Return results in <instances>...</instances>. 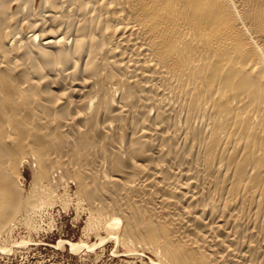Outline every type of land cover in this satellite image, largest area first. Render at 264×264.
Instances as JSON below:
<instances>
[{
    "label": "bare ground",
    "instance_id": "6f19581e",
    "mask_svg": "<svg viewBox=\"0 0 264 264\" xmlns=\"http://www.w3.org/2000/svg\"><path fill=\"white\" fill-rule=\"evenodd\" d=\"M60 186L160 264H264V0H0V234Z\"/></svg>",
    "mask_w": 264,
    "mask_h": 264
},
{
    "label": "rangeland",
    "instance_id": "374dc122",
    "mask_svg": "<svg viewBox=\"0 0 264 264\" xmlns=\"http://www.w3.org/2000/svg\"><path fill=\"white\" fill-rule=\"evenodd\" d=\"M22 175V188L30 194L33 188L32 166L25 164ZM66 187L57 188L58 195H55L58 198L57 202L53 201L56 203L52 202L54 205L47 204L35 212L36 215L33 213L27 217H34L33 220L25 221L26 216H19L9 232L0 234V246L4 244V248L0 247V264H160L152 250L134 249L120 237L109 236L102 228H89V209L85 204L82 206L78 195H73L76 193L74 186ZM65 194L69 200L61 199ZM27 221L34 227L31 228Z\"/></svg>",
    "mask_w": 264,
    "mask_h": 264
}]
</instances>
